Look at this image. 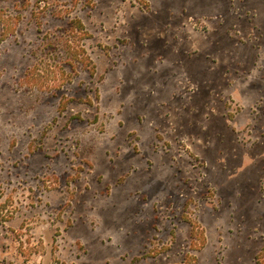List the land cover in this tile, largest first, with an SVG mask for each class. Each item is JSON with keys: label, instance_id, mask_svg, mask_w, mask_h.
<instances>
[{"label": "rangeland", "instance_id": "374dc122", "mask_svg": "<svg viewBox=\"0 0 264 264\" xmlns=\"http://www.w3.org/2000/svg\"><path fill=\"white\" fill-rule=\"evenodd\" d=\"M0 264H264V0H0Z\"/></svg>", "mask_w": 264, "mask_h": 264}, {"label": "trees", "instance_id": "16d2710c", "mask_svg": "<svg viewBox=\"0 0 264 264\" xmlns=\"http://www.w3.org/2000/svg\"><path fill=\"white\" fill-rule=\"evenodd\" d=\"M71 31L73 33L74 40L76 42H80V46L76 45V48H74L71 45V40H67V46L68 49L74 50V56L76 58V61L81 63L83 66H90L92 64L90 57L88 56L86 50L84 47H82V41L88 38V33L86 32V29L83 25V23L80 20L75 21L72 24ZM74 48V49H73ZM194 235V232H193Z\"/></svg>", "mask_w": 264, "mask_h": 264}]
</instances>
